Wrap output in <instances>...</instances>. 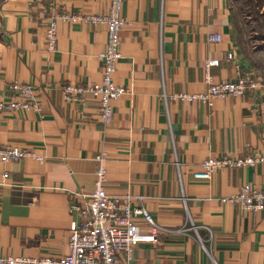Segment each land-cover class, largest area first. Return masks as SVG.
I'll return each instance as SVG.
<instances>
[{"label":"crops","instance_id":"crops-1","mask_svg":"<svg viewBox=\"0 0 264 264\" xmlns=\"http://www.w3.org/2000/svg\"><path fill=\"white\" fill-rule=\"evenodd\" d=\"M237 2L125 0L114 78L129 91L113 102L106 125L89 91L68 101L62 90L67 81H102L106 26L59 21L56 51L46 30L58 13L105 14L111 0H0V102L18 96L10 87L18 81L38 91L42 106L0 110V146L42 157L0 163V255H67L77 218L70 207L94 191L103 155L108 191L143 196L162 227L156 244L134 248L136 263L264 264V209L221 201L247 183L264 189V167H227L211 180L193 175L208 157L264 154V87L212 107L164 98L205 92L210 59L221 60L215 82L240 72L264 81V0H250L260 16L253 9L248 18ZM214 34L221 41H211Z\"/></svg>","mask_w":264,"mask_h":264},{"label":"built area","instance_id":"built-area-1","mask_svg":"<svg viewBox=\"0 0 264 264\" xmlns=\"http://www.w3.org/2000/svg\"><path fill=\"white\" fill-rule=\"evenodd\" d=\"M124 1L111 0L109 11L105 14L58 13L50 19L46 30L48 49L56 51L59 21H84L106 26V46L99 55L103 63L102 81L87 87L67 81L62 86L64 98L68 101L78 100L86 91L99 99L100 116L106 125L114 118L113 102L129 91L128 87L118 84L114 78L123 57L121 32L126 24L122 16ZM221 39L222 36L219 34L210 35L213 42ZM227 58L233 60L235 53L229 52ZM219 65L220 59H210L206 63L205 80L208 89L205 92L165 94L164 98L186 102L199 101L212 107L215 99L243 96L264 87L263 80L250 73L241 72L234 80L215 82L212 68ZM10 87L18 96L10 101H1L0 110L33 109L38 113L42 112V106L38 102V91L32 85L17 81ZM29 157L42 160V157L32 149L20 145L0 146V163L16 162ZM97 160L100 167L94 191L88 195L85 202H74L70 207V211L76 213L77 218L71 222L69 253L60 258L0 255V264H138L133 257L134 248L139 244H156L162 227L144 205L143 196H135L132 193L118 195L108 191L107 170L103 165L104 156L99 155ZM254 165L264 167L263 153L254 151L245 156H214L206 158L193 175L196 179L211 180L220 169ZM221 201L237 204L246 211H261L264 209V189L247 183L237 193L222 197ZM122 254L126 257V262L123 261ZM151 264L170 263L162 261Z\"/></svg>","mask_w":264,"mask_h":264},{"label":"rangeland","instance_id":"rangeland-1","mask_svg":"<svg viewBox=\"0 0 264 264\" xmlns=\"http://www.w3.org/2000/svg\"><path fill=\"white\" fill-rule=\"evenodd\" d=\"M237 1H238L237 2V7L241 5V7H244L245 8L244 14H247V18H248V14L249 13L252 14V11L251 10H253V9H254L253 11L256 12L255 14H257L258 16H260V14H259L260 8H258V9L256 8L258 4H255V3L251 4L250 0H237ZM260 2H261V0H260ZM249 5H253L254 8L253 7H249ZM262 18H264V15H263ZM262 45L264 47V44H262ZM261 57H262L261 59L263 60V65H264V52L262 53V56Z\"/></svg>","mask_w":264,"mask_h":264}]
</instances>
